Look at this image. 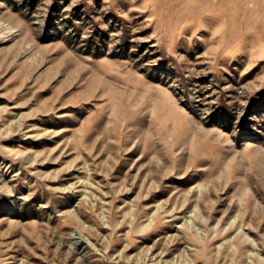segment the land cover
I'll return each instance as SVG.
<instances>
[{"label": "rangeland", "instance_id": "rangeland-1", "mask_svg": "<svg viewBox=\"0 0 264 264\" xmlns=\"http://www.w3.org/2000/svg\"><path fill=\"white\" fill-rule=\"evenodd\" d=\"M0 264H264V0H0Z\"/></svg>", "mask_w": 264, "mask_h": 264}]
</instances>
